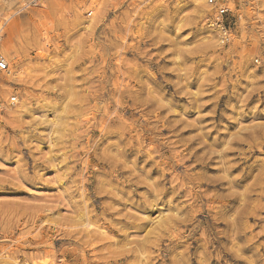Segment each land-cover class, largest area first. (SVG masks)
Instances as JSON below:
<instances>
[{
	"label": "rangeland",
	"instance_id": "obj_1",
	"mask_svg": "<svg viewBox=\"0 0 264 264\" xmlns=\"http://www.w3.org/2000/svg\"><path fill=\"white\" fill-rule=\"evenodd\" d=\"M226 1L223 43L201 0H0V264H264V0Z\"/></svg>",
	"mask_w": 264,
	"mask_h": 264
},
{
	"label": "built area",
	"instance_id": "obj_2",
	"mask_svg": "<svg viewBox=\"0 0 264 264\" xmlns=\"http://www.w3.org/2000/svg\"><path fill=\"white\" fill-rule=\"evenodd\" d=\"M207 6L210 8V14L206 18L207 26L209 28H218L221 35L222 42H229V37L231 36L230 22L228 21V16L230 15V9L226 0H206ZM7 70V64L0 59V73Z\"/></svg>",
	"mask_w": 264,
	"mask_h": 264
},
{
	"label": "bare ground",
	"instance_id": "obj_3",
	"mask_svg": "<svg viewBox=\"0 0 264 264\" xmlns=\"http://www.w3.org/2000/svg\"><path fill=\"white\" fill-rule=\"evenodd\" d=\"M201 1H202V4H203L202 7L206 9V5H207V4H206V0H201ZM92 8H93V7H92ZM208 9H209V7H208ZM206 10H207V9H206ZM94 11H95V8H94V10L92 9V10L90 11V17L93 16V15L96 13V12H94ZM206 27L209 28L210 26H209V27L206 26ZM209 29L217 30L218 34L220 35V33H219V31H218V28H209ZM209 29H208V30H209ZM214 30H213V31H209V33L212 34V33L214 32ZM214 35H215V34H214ZM220 36H221V35H220ZM211 38H212V37H211ZM219 43H220V42H219ZM3 60H4V59H3ZM6 61H7V62H5V63L9 64L8 60H6ZM9 65H10V64H9ZM9 65H8V66H9ZM6 71H7L6 74L9 75V77L13 76V79H14V77H16V75H17V74L15 75L14 73H12V71H10L9 69L6 70ZM4 90H5V89H4ZM11 99H13V98L11 97ZM14 264H17V263L14 262Z\"/></svg>",
	"mask_w": 264,
	"mask_h": 264
}]
</instances>
